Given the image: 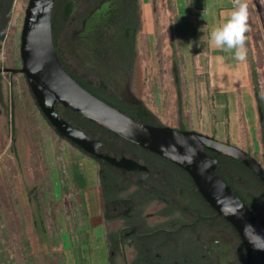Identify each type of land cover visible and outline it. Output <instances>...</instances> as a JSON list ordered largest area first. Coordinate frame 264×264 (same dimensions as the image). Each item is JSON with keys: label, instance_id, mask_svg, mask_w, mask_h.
I'll return each instance as SVG.
<instances>
[{"label": "rangeland", "instance_id": "rangeland-1", "mask_svg": "<svg viewBox=\"0 0 264 264\" xmlns=\"http://www.w3.org/2000/svg\"><path fill=\"white\" fill-rule=\"evenodd\" d=\"M28 1L3 0L1 68L22 66L20 35ZM245 2L250 67L264 97V0ZM164 4L165 0H141L144 38L135 67V90L163 126L180 129L188 125L189 94L172 16L165 13ZM75 9L76 0L54 1L52 34L59 58L79 75L64 21ZM60 111L67 114L63 108ZM97 166L49 125L24 75L0 76V264H68L72 254L87 251L83 197L85 188L99 181Z\"/></svg>", "mask_w": 264, "mask_h": 264}, {"label": "flooded vegetation", "instance_id": "flooded-vegetation-1", "mask_svg": "<svg viewBox=\"0 0 264 264\" xmlns=\"http://www.w3.org/2000/svg\"><path fill=\"white\" fill-rule=\"evenodd\" d=\"M72 14L64 21L80 73L75 75L58 56L62 66L85 85H105L103 102L127 116H138L145 108L135 90V67L144 38L141 0H76ZM54 25L52 21L53 34ZM104 131L93 139L101 142L100 153L145 168L128 172L96 161L101 217L111 223L106 236L110 264H247L239 235L205 202L185 171ZM227 163L250 178L241 196L240 185L234 192L264 225V195L258 192L256 180L239 162ZM252 264H263L255 253Z\"/></svg>", "mask_w": 264, "mask_h": 264}, {"label": "water", "instance_id": "water-1", "mask_svg": "<svg viewBox=\"0 0 264 264\" xmlns=\"http://www.w3.org/2000/svg\"><path fill=\"white\" fill-rule=\"evenodd\" d=\"M54 1H28L20 35L22 66L20 69H0V72L24 75L36 105L49 125L86 155L128 172L145 170L127 158L117 161L100 153L101 142L66 122L57 113V104L181 168L190 176L205 202L235 229L245 248L247 264H252L254 253L264 264V225L216 174L218 159L206 151L239 162L263 185L264 154L261 164L245 151L214 137L192 130L143 124L85 90L66 72L58 58L52 34ZM259 111L262 117L261 109Z\"/></svg>", "mask_w": 264, "mask_h": 264}, {"label": "crops", "instance_id": "crops-1", "mask_svg": "<svg viewBox=\"0 0 264 264\" xmlns=\"http://www.w3.org/2000/svg\"><path fill=\"white\" fill-rule=\"evenodd\" d=\"M236 6L237 0H165L163 9L172 16L182 80L189 94L188 125L179 130L236 146L262 164L264 97L250 67L247 41L244 61L233 58L234 50L217 48L210 41L213 28L222 25ZM83 198L87 251L72 254L68 264H110L106 236L111 223L101 217L100 183L93 180Z\"/></svg>", "mask_w": 264, "mask_h": 264}, {"label": "trees", "instance_id": "trees-1", "mask_svg": "<svg viewBox=\"0 0 264 264\" xmlns=\"http://www.w3.org/2000/svg\"><path fill=\"white\" fill-rule=\"evenodd\" d=\"M8 7V5H7ZM1 9H3V0H0V12ZM74 80H76V82L82 86L85 90H87L88 92H90L92 95L96 96L97 98H99L100 100L102 99V95L104 94V86L102 85L101 87L93 85L91 83H87L86 85L83 84L81 81L77 80L75 77H73ZM63 107L59 104H57L55 106V109L57 111V113L66 121L68 122L70 125H72L73 127L83 131L85 134L89 135L92 139H94L96 136H100L104 134V128L100 127L99 125L92 123L90 121H88L87 119H85L84 117L80 116L79 114H77L76 112L67 109V108H63L64 111L67 112L63 113L60 111V109H62ZM131 117V116H130ZM136 121H139L143 124H147V125H152V126H157V127H162L163 125L146 109H142L139 112V115L137 116H133L131 117ZM74 145V144H72ZM75 146V145H74ZM76 147V146H75ZM78 148V147H77ZM79 149V148H78ZM81 150V149H79ZM82 151V150H81ZM83 152V151H82ZM207 154L211 157L215 156L218 158V162L220 163L219 167L216 169V174L234 191L235 190V186L236 185H240V196H241V191L243 189L244 184L250 182V178H247L242 172H240V174L234 170L230 164L227 163L228 160H232V159H228L225 158V156H220V155H215L210 151H206ZM90 158H92L95 161H98V159L89 156ZM222 157V158H221ZM224 157V158H223ZM224 160V161H223ZM240 168H246L244 167L242 164H240ZM227 171V172H226ZM251 172V171H250ZM228 173V174H226ZM251 177L253 179L256 180L257 182V188H258V192L262 194V190L264 188L263 183L259 180L258 177H256L252 172L250 173ZM251 181L255 182V181ZM263 195V194H262Z\"/></svg>", "mask_w": 264, "mask_h": 264}, {"label": "clouds", "instance_id": "clouds-1", "mask_svg": "<svg viewBox=\"0 0 264 264\" xmlns=\"http://www.w3.org/2000/svg\"><path fill=\"white\" fill-rule=\"evenodd\" d=\"M247 17V3L245 0H237L236 8L231 10L226 21L214 27L210 33L211 43L217 48L234 50L233 58L237 61L246 58Z\"/></svg>", "mask_w": 264, "mask_h": 264}, {"label": "bare ground", "instance_id": "bare-ground-1", "mask_svg": "<svg viewBox=\"0 0 264 264\" xmlns=\"http://www.w3.org/2000/svg\"><path fill=\"white\" fill-rule=\"evenodd\" d=\"M15 9V8H14Z\"/></svg>", "mask_w": 264, "mask_h": 264}]
</instances>
